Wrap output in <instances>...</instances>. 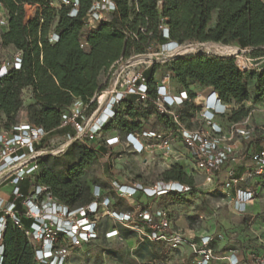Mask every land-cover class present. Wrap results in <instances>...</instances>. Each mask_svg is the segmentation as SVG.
Masks as SVG:
<instances>
[{"label":"trees","instance_id":"trees-1","mask_svg":"<svg viewBox=\"0 0 264 264\" xmlns=\"http://www.w3.org/2000/svg\"><path fill=\"white\" fill-rule=\"evenodd\" d=\"M73 1L71 4L61 1L57 8L46 0H0L8 14V29L2 32L0 43L13 45L22 53L21 68L11 69L0 78V120L6 127L18 122L16 115L23 107L22 91L28 88L36 100V104L31 105L30 122L50 131L51 136L74 133L70 127H60L62 116L73 101L76 98L88 101L103 90L106 86L103 75L115 62L150 52L157 45L162 49L170 41L181 45L188 42L232 43L242 48L264 45V0H112L116 8L110 18L87 31V19L96 0H79L75 16L70 14ZM27 4L39 6L31 17L26 13ZM213 19L214 25L209 27ZM53 33L58 39L51 42ZM161 66L166 67L191 95L196 92L189 87L188 81L214 90L226 103L243 102L250 97L246 86L248 78L257 79L259 92H264V72H242L235 65L234 57L198 53L176 56L146 70L152 97L156 96L157 89L155 72ZM191 114L189 109L184 110L185 116ZM248 114V108L240 107L230 110L225 118L231 123H241ZM151 116H156L164 127L171 124L167 116L156 114L152 103L138 102L136 96H128L117 108L115 117L103 126V132L114 131L124 137L143 130V122ZM108 150L104 145L96 149L76 140L63 156L41 158L33 181L47 186L64 204L85 205L93 200L94 185L110 188L107 183L98 180L91 183L88 179L89 171ZM162 180L187 184L191 189L151 198L182 199L193 190V178L180 163L165 170ZM29 186L30 180L23 189L28 190ZM108 194L114 198L113 209H130L122 207L121 203L126 200L114 190ZM22 222L28 228L32 221L22 218ZM116 228L125 239L137 235L122 224ZM101 239L100 236L97 240ZM103 239H107L106 236ZM139 239L141 244L156 242ZM141 249L144 251L140 254L142 257L153 255L148 245H142ZM102 263V254L98 253L93 264ZM2 264H37L33 244L25 231L11 220L4 233Z\"/></svg>","mask_w":264,"mask_h":264},{"label":"built area","instance_id":"built-area-1","mask_svg":"<svg viewBox=\"0 0 264 264\" xmlns=\"http://www.w3.org/2000/svg\"><path fill=\"white\" fill-rule=\"evenodd\" d=\"M71 4V0H60ZM79 0L73 1L72 16L78 13ZM0 7L4 6L0 3ZM116 8L112 0H96L90 10V28L96 22L107 20L105 12L111 14ZM91 22L93 24H91ZM8 25V18L2 21ZM168 32V30H166ZM3 32V31H2ZM2 32H0V40ZM57 35L51 34L50 41H56ZM181 44L168 42L163 50H174ZM253 47H245L236 52L235 65L242 72H260L262 66L250 53ZM184 54L168 52L165 62ZM127 65L116 69L119 63ZM157 57L152 54H134L115 62L107 74L105 88L97 92L90 100L76 98L62 116L60 127H70L74 133L66 132L51 136L42 126L30 121L17 122L6 127L0 120V264L4 255V233L8 221L22 228L35 248L37 264H67L73 252L101 236L102 220L114 218L118 223L135 231L141 240L165 241L172 248H179L187 239L179 232H172V220L166 209L151 211L146 207L115 210L114 198L108 193L114 190L118 196L129 200L138 193L146 197L161 196L169 192H188L191 187L180 182L161 181L153 187H144L140 183L124 184L114 181L110 188L98 185L93 187V200L85 205L71 207L60 202L47 186L34 183L33 177L39 170V160L49 155L64 153L76 140H87L99 149L102 145L109 150L102 157H112L111 147L126 143L135 153L146 152L158 147L165 152L172 150V144L180 141L190 153L195 168L205 175L206 183H214L217 173L230 161H236L235 137L245 141L253 139L255 130L232 123L226 128L223 120L229 114V104L224 102L217 92L191 95L187 89L175 90L171 85V75L167 73L157 84L156 96L149 93L146 70L154 65ZM164 62V63H165ZM22 53L16 52L11 61L0 65V78L11 69H20ZM121 69V70H120ZM128 96H136L138 102L152 103L156 114L167 116L171 124L165 132L151 129L132 132L121 137L118 134L107 136L103 126L113 119L121 102ZM189 109L190 116L184 115ZM188 118V119H186ZM194 124V127L189 124ZM101 137L100 141H97ZM58 139V143L55 140ZM253 166L237 174L230 170L224 180L223 191L234 209L245 213L248 206L259 194L258 189L245 185L257 176L264 175V144L253 155ZM185 167V166H184ZM186 168V167H185ZM30 180V186L23 189ZM6 188H10L9 191ZM22 218L32 222L27 228ZM106 237L120 236L115 227L106 231ZM210 236H201L198 242H190L195 254V264H212L215 250ZM225 264H241L237 251L232 250ZM264 264V258L258 259Z\"/></svg>","mask_w":264,"mask_h":264},{"label":"rangeland","instance_id":"rangeland-1","mask_svg":"<svg viewBox=\"0 0 264 264\" xmlns=\"http://www.w3.org/2000/svg\"><path fill=\"white\" fill-rule=\"evenodd\" d=\"M46 1H49L57 8H60L62 4L60 0ZM38 7L36 4H27L25 9L28 16H33ZM104 16L110 18V14L106 12ZM213 16L215 18L216 13ZM6 19L7 17L2 13V8L0 7V32L4 28L2 21ZM98 23L96 22L95 25ZM91 24L93 23L91 22ZM213 25L214 22L212 21L209 27ZM89 28L90 23H87L85 31ZM214 44L231 47L233 51L231 53L215 51L211 47ZM243 49L241 46L232 43L188 42L174 50H163L161 46L157 45L145 54L155 55L157 57L156 63L162 65L165 62L164 59L168 56V52H178L184 55L206 53L223 57H234L236 52H241L240 50ZM14 52L19 51L13 45L6 46L0 43V65L5 61H11L14 57ZM250 55L257 59V63L263 68L259 73H263L264 45L251 50ZM125 65H127L125 61L119 63L116 69L125 67ZM167 73L166 67H159L155 72L156 83H160ZM102 79L103 83L108 82V74H104ZM170 82L175 90L183 87L172 76ZM188 85L195 92L202 91L205 88L192 81H188ZM246 86L250 92L249 99L243 102L231 100L228 104L231 111L240 107L249 109L248 116L241 123L243 126L253 128L255 134L250 141L235 137L233 142L237 146L236 161H230L221 168L217 173L216 182L206 183L204 173L195 168L190 158V153L180 141H175L172 144V150L169 152L153 147L140 154L135 153L125 142L116 144L111 147L112 157L109 159L102 157L100 162L89 171L88 179L91 183L98 180L110 185L114 181H118L120 184L140 183L144 187H153L163 181L162 174L173 164L180 163L185 166V171L193 178L194 182L192 192L184 195L182 199L170 196L151 198L138 193L135 198L125 199L126 201L121 203L123 208H132V206L136 208L146 207L154 212L159 209H166L172 220L171 231L179 232L187 238L182 245L179 248H172L171 244L165 241L141 244L139 234L127 239L122 236H112L103 239L107 230L120 224L114 218L106 217L102 220L100 231L102 239L75 250L68 264H93L98 253L102 254V264H195V254L190 242H198L201 236H210L214 241L212 246L215 250V259L212 264H225L227 262L225 257L232 250L242 254L241 264H258V259L264 258V183L261 184L259 194L248 206L245 213L237 212L223 191L224 180L227 178L229 171L236 168L240 161L242 162L243 159H246L245 156L248 149L252 145H259L258 143L264 144V92H259L257 79L248 78ZM22 101L23 107L16 115V121L18 122L29 121L32 111L31 105L36 104L30 89L25 88L22 91ZM223 122L227 129L230 128L231 122L226 118ZM143 123L144 129L156 130L161 133L165 132L166 128L158 121L156 116H151ZM188 124L194 127V124ZM111 133L115 134L112 131L106 135L110 136ZM100 139L101 137L97 141H100ZM55 142L58 143V139ZM82 143L91 146L95 145L87 140H82ZM61 156H63V153L51 155L50 157ZM6 190L9 191L10 188H6ZM144 244L148 245V249L153 252V255L141 256L144 254L141 249Z\"/></svg>","mask_w":264,"mask_h":264},{"label":"crops","instance_id":"crops-1","mask_svg":"<svg viewBox=\"0 0 264 264\" xmlns=\"http://www.w3.org/2000/svg\"><path fill=\"white\" fill-rule=\"evenodd\" d=\"M2 13L8 18V14H7V11L6 9L3 7L2 8ZM111 15V14H110ZM109 18V17H108ZM213 22H214V19H213ZM8 29V25H5L4 28H3V32L6 31ZM16 54V52H14V55ZM209 89L208 88H204L202 91H198L197 94H200V93H206L208 94L209 93ZM261 145H252L251 148L248 149V151L246 152V159L241 162L238 163V166L236 168H234L233 170L235 171V173L237 174H240L242 173L247 167H252L254 162H253V159H252V155L253 153L259 149ZM264 183V175H261V176H257L255 177L253 180L249 181L245 187H248V188H251V189H258L260 191L261 189V184ZM255 200V199H254ZM253 200V201H254ZM252 203V202H251ZM250 203V204H251ZM249 204V205H250ZM214 242V241H213ZM212 242V244H213ZM239 256L240 258L242 259V254L239 253Z\"/></svg>","mask_w":264,"mask_h":264},{"label":"bare ground","instance_id":"bare-ground-1","mask_svg":"<svg viewBox=\"0 0 264 264\" xmlns=\"http://www.w3.org/2000/svg\"><path fill=\"white\" fill-rule=\"evenodd\" d=\"M211 47L214 48L215 51L217 50V51H220L221 53H231V51H233V48L228 47V46H222V45H215L214 44Z\"/></svg>","mask_w":264,"mask_h":264}]
</instances>
